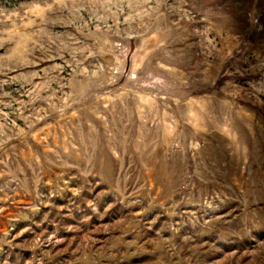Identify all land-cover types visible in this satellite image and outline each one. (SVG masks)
I'll use <instances>...</instances> for the list:
<instances>
[{
  "label": "rangeland",
  "instance_id": "1",
  "mask_svg": "<svg viewBox=\"0 0 264 264\" xmlns=\"http://www.w3.org/2000/svg\"><path fill=\"white\" fill-rule=\"evenodd\" d=\"M0 264H264V0H0Z\"/></svg>",
  "mask_w": 264,
  "mask_h": 264
}]
</instances>
